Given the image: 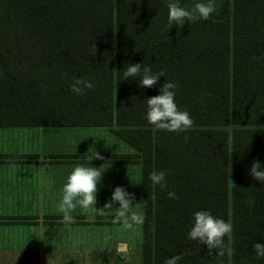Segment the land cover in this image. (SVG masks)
<instances>
[{
  "label": "trees",
  "instance_id": "16d2710c",
  "mask_svg": "<svg viewBox=\"0 0 264 264\" xmlns=\"http://www.w3.org/2000/svg\"><path fill=\"white\" fill-rule=\"evenodd\" d=\"M169 3L0 0V128H104L132 150L103 157L138 164L141 264L181 254L177 264H264L252 247L264 243V184L249 175L252 161L264 167V0H222L209 20L171 27ZM127 63L165 77L140 88L139 78L123 80ZM81 77L94 87L77 95ZM165 79L194 121L187 130L145 119V99ZM161 170L178 199L148 179ZM202 210L232 223L231 255L212 260L188 238Z\"/></svg>",
  "mask_w": 264,
  "mask_h": 264
},
{
  "label": "crops",
  "instance_id": "0c3cea01",
  "mask_svg": "<svg viewBox=\"0 0 264 264\" xmlns=\"http://www.w3.org/2000/svg\"><path fill=\"white\" fill-rule=\"evenodd\" d=\"M1 129H10L11 131L19 132H40L43 130L55 131L57 129L63 132L67 131L68 133H72L71 131H74L75 129H86L88 131L102 130L105 135H108V147L115 148L119 143L122 146L124 145L114 138L113 135H109L107 130L104 128H0V130ZM63 132H59V135L61 134V136H63ZM64 147L65 146L62 145V151L60 153L54 152L53 150L44 152L43 150L42 154L44 159L37 154L34 155L32 153L26 152L25 150H20L19 147L2 150L0 149V163L7 162L8 164L13 165L16 162L18 163V166L22 167L20 174L12 175L11 178L7 177V179H1L4 184L2 186L0 185V191H4V194L9 197L16 198V200H13L12 198L11 203L13 207L17 208L18 212H44L63 215V213L58 211V206L62 199V189L64 184L67 182V177L70 175L74 167L78 165L85 167L91 166L97 169L100 168L102 177L98 183L99 190L97 193V204L94 206L95 208H101L110 199L111 193L116 186H123L128 192L134 193L136 196V201L139 202L140 173L139 167L137 165H133L138 171L137 174H135L132 173L130 168L131 165L129 164L112 163L102 160L94 161L93 155H89V157H87V155L82 154V151L78 150L81 146L77 147L75 151L73 150V147L72 151H70V146L67 147L69 148V151L64 150ZM108 153L120 154L115 152ZM64 155H82L85 157L73 160L57 159L51 157ZM30 164H35L36 168V172L32 174H30L29 171ZM131 178L133 179V184L132 186H129L131 183ZM30 197H38L37 204L33 205L32 208ZM90 213L100 214V212L95 211L94 209L90 208L85 210L77 205L76 209L71 212V215L78 214L84 217L82 223L76 224L74 222L70 224H49V229L52 228V232L54 230L55 232L59 230V236L54 234L53 238L48 239L47 244L51 246L55 245L57 247V243H59V248L62 249L60 251H62L61 253H63L65 259L63 256L58 257L55 254L51 256L53 248L50 247L47 249L46 246L43 248L42 243L38 246L36 251L37 253L31 252L28 244V232H23V229L29 227L30 225L23 223L21 225H8L10 226L9 232L11 231L15 233L20 229L22 235L21 237L11 235L3 238L2 240L0 239V264H57L55 262L50 263L52 260L59 261L61 262L60 264H110L112 259L113 261L116 257L126 259V257L130 255L132 249H135V247L137 249V244L139 245V243H137L138 241H134L132 244V236L135 234L140 235L139 227L125 231L119 224H113L111 221L100 222L101 220H99V222H96V220H93V218L96 219V217H103L106 219L108 216L102 214L95 215L94 217L83 215ZM112 215H115V213L113 212ZM76 230H84V235L81 242L76 244V247H73L75 245L73 242L74 236L72 241L70 235ZM95 231L97 233L99 231L103 237V241L97 246L96 244L92 243L91 239L92 233ZM121 244H123L124 247L122 251H119L118 247ZM19 245L22 246L20 247ZM75 250H77V253L72 252ZM66 254H71L70 258H68ZM77 254L79 255L77 256Z\"/></svg>",
  "mask_w": 264,
  "mask_h": 264
},
{
  "label": "clouds",
  "instance_id": "9594fccd",
  "mask_svg": "<svg viewBox=\"0 0 264 264\" xmlns=\"http://www.w3.org/2000/svg\"><path fill=\"white\" fill-rule=\"evenodd\" d=\"M168 24L183 26L185 22H195L198 20H209L215 8L212 3H197L191 10L180 6L177 3H169ZM95 52L96 47L91 46ZM126 69L122 71L123 80L129 78H139L138 87L156 88L161 77H165L164 71L154 73L150 66L141 63H127ZM136 80V79H134ZM94 84L86 78H76L71 91L77 95H83L87 90H91ZM177 85L165 79L159 87V94L145 99L147 114L145 119L157 129L167 130L168 132H180L191 128L194 124L193 119L187 111L178 109L175 103ZM104 160V157L95 152V158ZM249 175L256 181L264 184V167L259 161H252ZM102 174L100 168L75 166L67 177V182L62 189V199L58 206V211L63 213V222L74 223L71 212L79 205L82 209H94L105 216H112L111 223L119 224L125 231L132 230L138 226H143L146 215L139 211L143 201H136L134 193L128 192L123 186H116L111 193L110 199L99 209L94 206L97 204L98 183ZM148 179L154 186H159L161 191H167L168 183L165 171H153ZM167 196L171 199H178L173 191H167ZM113 212L115 215L113 216ZM194 223L188 232V238L198 241L201 245L207 246V256L215 260L217 257H224L226 252L232 254L230 248L225 245V237L230 238L233 232V225L223 219L214 217L208 211H197L193 214ZM253 251L257 259L264 258V243H254ZM182 255L172 256L164 261V264H177L182 259Z\"/></svg>",
  "mask_w": 264,
  "mask_h": 264
},
{
  "label": "rangeland",
  "instance_id": "374dc122",
  "mask_svg": "<svg viewBox=\"0 0 264 264\" xmlns=\"http://www.w3.org/2000/svg\"><path fill=\"white\" fill-rule=\"evenodd\" d=\"M169 2H174V3H180V4H185V5H192L194 3H212V5L214 7H216L222 0H168ZM230 2H232V0H229ZM73 130V129H72ZM59 132H63L60 130H43V131H25V132H19V131H11L10 129H1L0 130V149H8V148H13V147H19L20 150H25L26 152L32 153L34 155H38L41 158H43V154L42 151L44 150V152L48 151V150H53L54 152H61L62 149V145H64L65 149L69 151L67 148L68 146H70V151H72V147L73 150L75 151V149L77 147H80V149H78L79 151L82 152H78V153H82L84 155H87V157H89V155H93V159L95 158V152H99L102 156H106V155H127V154H132L133 151L129 150L127 146L124 145L122 146L120 143L117 145V147L113 148V147H108L109 143H108V139L107 138V134L105 135V133L102 130H86V129H75L74 131H71L72 133H68L67 131L63 132V136H61V134L59 135ZM107 133L109 135H112L108 130ZM69 137V138H68ZM68 138V139H67ZM112 139V138H111ZM113 140V139H112ZM66 151V152H67ZM108 152H115V153H120V154H109ZM71 153V152H70ZM76 153V154H78ZM92 153V154H91ZM66 157H70V160H73V158L71 157H78L77 159H81L85 156L82 155H64ZM44 159V158H43ZM95 160H100V159H94ZM102 161H109V162H115L118 163L119 160L115 159V160H102ZM135 161L133 159H127L121 161V163H126L131 165V171L132 173L137 174V168L133 165H137L134 163ZM6 163V164H3ZM0 163V185L2 186L4 184V182L1 179H7V177H10L12 175L15 174H20L21 173V168L20 166H18V163H14L12 164H8L7 162H3ZM33 163V162H30ZM119 163V164H121ZM29 164V163H28ZM108 164V163H106ZM30 168V174L36 172V168H35V164L29 165ZM131 183L129 184V186H132L133 184V179L131 178ZM13 197H9L7 195L4 194V191H0V239L2 240L3 238H6L8 236L14 235V236H20L22 235V232L19 231L18 232H9L10 230V224H14V225H21L23 224H28L30 225L29 227H26L25 229H23V232H28V244H29V248L31 249V252H36L38 246L42 243V247L49 249L50 247L53 248V252L51 254V256H53V254H55L58 257H62L65 259L63 253H61L62 249L59 248V243H57V247L51 246L49 244H47L48 239L53 238L54 234L59 236L58 231L55 232V230L52 232V228L49 229V224H65V222H63V219H60V221H53L54 223H51L50 221V217H60L62 218L63 215L62 214H55V213H44V212H29V213H21L20 211H17L16 207H13L11 201H12ZM13 200H16V198H13ZM30 201H31V208L33 205H36L38 202V197H30ZM11 203V205L9 206V204ZM36 209H38L37 207H35ZM101 214V213H100ZM97 213H90V214H83V215H88V216H92L94 217L95 215H100ZM103 215V214H102ZM72 216L74 217L75 223L76 224H80L83 222L84 217L76 214H72ZM114 216V215H113ZM35 217L37 218L36 220ZM23 219V220H22ZM82 219V220H81ZM112 217L108 216V218H103V217H96V219L93 218V220H96V222H99V220H101L100 222H108L111 221ZM107 220V221H106ZM7 225V226H5ZM54 226V225H53ZM59 228V227H56ZM25 234V233H24ZM27 235V234H26ZM84 235V230H76L74 231V233H72L70 235L72 241H73V236H74V243L75 245L73 247H76V244H79L82 240V237ZM92 239V243L96 244V246L101 243L103 241V237L102 235L95 231L92 233L91 236ZM132 244L134 243V241H138L137 243H139L140 241V235L139 234H135L132 236ZM20 247L22 245H19ZM138 244H137V249L135 247V249L131 250V253L129 256L126 257V259H122V258H118L116 257L113 261V259L111 260L110 264H141V256H140V249L138 248ZM72 252H76L72 251ZM37 253V252H36ZM68 258H70L71 254H66ZM79 254H77L78 256ZM76 259V258H75ZM57 263L60 264L61 262L59 261H55L52 260L50 263Z\"/></svg>",
  "mask_w": 264,
  "mask_h": 264
},
{
  "label": "water",
  "instance_id": "95a60500",
  "mask_svg": "<svg viewBox=\"0 0 264 264\" xmlns=\"http://www.w3.org/2000/svg\"><path fill=\"white\" fill-rule=\"evenodd\" d=\"M123 247H124V245L121 244V245L118 247V250H119V251H122V250H123Z\"/></svg>",
  "mask_w": 264,
  "mask_h": 264
}]
</instances>
